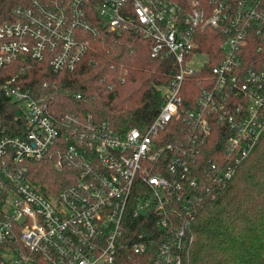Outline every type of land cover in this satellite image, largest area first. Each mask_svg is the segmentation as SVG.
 Here are the masks:
<instances>
[{
  "label": "built area",
  "instance_id": "1",
  "mask_svg": "<svg viewBox=\"0 0 264 264\" xmlns=\"http://www.w3.org/2000/svg\"><path fill=\"white\" fill-rule=\"evenodd\" d=\"M13 14L0 67L29 58L71 72L92 38L134 35L178 70L151 124L123 133L92 114L58 117L48 95L5 81L28 128L0 123V264H119L151 249L149 264H189L199 214L264 136V0H32ZM33 162L68 183L42 190ZM135 222L156 231L131 236Z\"/></svg>",
  "mask_w": 264,
  "mask_h": 264
},
{
  "label": "trees",
  "instance_id": "2",
  "mask_svg": "<svg viewBox=\"0 0 264 264\" xmlns=\"http://www.w3.org/2000/svg\"><path fill=\"white\" fill-rule=\"evenodd\" d=\"M31 1L0 0V24L13 19L15 7L28 6ZM209 43L203 49L213 56L219 43ZM150 52L148 39L107 36L92 38L86 57L71 72L56 73L48 63L29 58L2 66L0 123L12 134L28 128L26 122L16 120L18 104L3 90L5 81L16 77L23 88L48 95L50 110L58 117L92 114L121 133L133 127L145 129L163 103L161 86L178 70L172 56L154 58ZM217 62L213 58L211 64ZM31 167L33 181L44 191L45 184L63 181V187L68 183L65 174L55 171L50 162H33ZM142 229L149 238L156 231L150 222H144L142 227L133 225L129 233L134 236ZM194 231L189 264H264V136L231 185L199 214ZM152 254L151 249L145 256L129 260L126 253L119 264H149Z\"/></svg>",
  "mask_w": 264,
  "mask_h": 264
}]
</instances>
